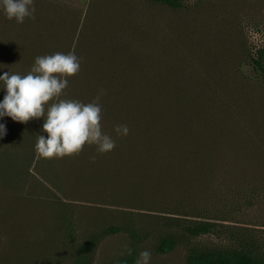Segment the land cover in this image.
<instances>
[{"label": "rangeland", "instance_id": "374dc122", "mask_svg": "<svg viewBox=\"0 0 264 264\" xmlns=\"http://www.w3.org/2000/svg\"><path fill=\"white\" fill-rule=\"evenodd\" d=\"M48 1V53L82 58L62 98L88 103L103 90L102 129L116 146L43 158L44 117H6L0 264H135L143 250L150 264L233 250L264 260V79L252 61L264 49V0ZM0 26V51L13 52L18 36ZM28 70L0 56V75ZM3 90L0 81V101ZM155 133L178 140L156 144ZM192 207L224 217L193 234L203 219Z\"/></svg>", "mask_w": 264, "mask_h": 264}, {"label": "clouds", "instance_id": "9594fccd", "mask_svg": "<svg viewBox=\"0 0 264 264\" xmlns=\"http://www.w3.org/2000/svg\"><path fill=\"white\" fill-rule=\"evenodd\" d=\"M0 10L9 20L24 23L27 18L35 19L34 0H0ZM82 58L74 50L67 53L35 57L34 65L26 75L5 72L0 75L6 95L0 101V117L9 116L17 122L44 117L43 129L47 138L38 135L35 145L43 158H62L79 154L85 144L96 145L97 151L106 153L114 150L115 140L102 129L103 90L91 102L64 99V90L69 77L78 74ZM51 102V103H50ZM46 113V115H45ZM127 125L115 126L118 135L129 133ZM6 134L0 124V136ZM127 252L131 255L132 249ZM151 252L143 250L135 264H150Z\"/></svg>", "mask_w": 264, "mask_h": 264}, {"label": "trees", "instance_id": "16d2710c", "mask_svg": "<svg viewBox=\"0 0 264 264\" xmlns=\"http://www.w3.org/2000/svg\"><path fill=\"white\" fill-rule=\"evenodd\" d=\"M150 2H154L157 4H162L165 6H169L173 9H178L182 7L181 0H148ZM49 2L48 0H34L35 5V19L27 18L24 23H17L14 19L9 20L4 15L3 11L0 10V23L2 21V28L7 33H12L17 39H19V43H15V47L13 48V52H9L11 48H9L8 43L5 46V43L2 42L0 51V56H3V63L5 65H15V68H32L33 60L37 54V56L43 55H51L53 53H48V49H50V44L44 37H47L49 33L55 32L56 22L55 19H50L48 14H54L51 9H43L41 6L45 3ZM49 8V6H48ZM48 10V12H47ZM1 27V26H0ZM0 37L3 38L2 33ZM37 37V39H36ZM34 38V39H33ZM2 53V54H1ZM10 55L14 56V60L11 63H8V58ZM253 65L255 66L256 70L262 75L264 79V49L259 50L256 55L252 58ZM7 62V63H6ZM83 72L90 75L88 68H82ZM28 71L21 72L20 74L26 75ZM99 71H94L92 76H96L99 74ZM3 95H6V89L2 91ZM6 117H0V124H4L5 127ZM179 121H174L173 124H179ZM171 124V123H169ZM174 130L177 129V126L172 127ZM150 126L147 127V132L149 133ZM156 137V144H164L167 142L168 144H175L178 139L174 136H166L164 143L159 142L158 138H160V134L155 133ZM5 135L0 136V139L4 138ZM6 163L11 165L13 161L10 163V159L7 158ZM194 210L192 211L191 216L203 219L199 220L194 225H189L188 230L193 234H199L202 232H207L213 227L217 220H222L224 216L220 214H204L201 212H196V208L192 207ZM204 211V210H203ZM210 226V227H209ZM167 245V244H166ZM169 246H172V242H168ZM251 253V252H250ZM203 253L196 254L192 256L190 260V264H203L206 262L207 264H264V260L259 258H254L249 252L245 250H233V251H222L217 253L213 258H208Z\"/></svg>", "mask_w": 264, "mask_h": 264}]
</instances>
